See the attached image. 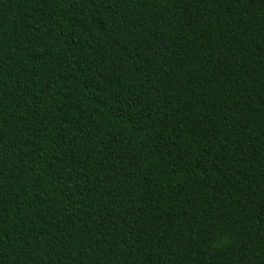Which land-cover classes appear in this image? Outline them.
Wrapping results in <instances>:
<instances>
[{
  "label": "trees",
  "instance_id": "trees-1",
  "mask_svg": "<svg viewBox=\"0 0 264 264\" xmlns=\"http://www.w3.org/2000/svg\"><path fill=\"white\" fill-rule=\"evenodd\" d=\"M0 264H264V0H0Z\"/></svg>",
  "mask_w": 264,
  "mask_h": 264
}]
</instances>
